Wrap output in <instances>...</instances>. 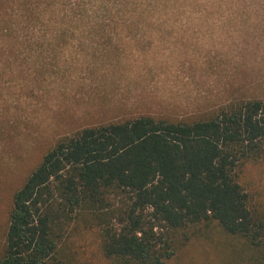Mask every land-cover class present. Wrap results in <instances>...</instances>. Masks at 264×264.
<instances>
[{
    "label": "rangeland",
    "instance_id": "rangeland-1",
    "mask_svg": "<svg viewBox=\"0 0 264 264\" xmlns=\"http://www.w3.org/2000/svg\"><path fill=\"white\" fill-rule=\"evenodd\" d=\"M264 100V0H0V254L11 194L60 137ZM239 181L264 210V166ZM71 241L104 264L91 234ZM170 264H250L215 228Z\"/></svg>",
    "mask_w": 264,
    "mask_h": 264
},
{
    "label": "trees",
    "instance_id": "trees-1",
    "mask_svg": "<svg viewBox=\"0 0 264 264\" xmlns=\"http://www.w3.org/2000/svg\"><path fill=\"white\" fill-rule=\"evenodd\" d=\"M264 166V100L186 120L137 116L58 138L10 196L0 264H170L210 228L264 264V210L239 181Z\"/></svg>",
    "mask_w": 264,
    "mask_h": 264
}]
</instances>
